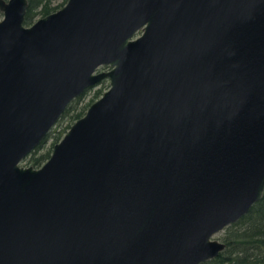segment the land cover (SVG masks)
Listing matches in <instances>:
<instances>
[{"label":"water","instance_id":"obj_1","mask_svg":"<svg viewBox=\"0 0 264 264\" xmlns=\"http://www.w3.org/2000/svg\"><path fill=\"white\" fill-rule=\"evenodd\" d=\"M27 8L0 0V264L216 257L264 194V0H66L30 25Z\"/></svg>","mask_w":264,"mask_h":264},{"label":"trees","instance_id":"obj_2","mask_svg":"<svg viewBox=\"0 0 264 264\" xmlns=\"http://www.w3.org/2000/svg\"><path fill=\"white\" fill-rule=\"evenodd\" d=\"M55 1L28 0L24 22L30 23L36 15L43 16L56 10L66 0L57 3ZM70 104L63 113L68 111ZM84 112L76 115L75 118L80 117ZM46 155L48 152L34 156L33 150L28 155V161L33 166H39ZM222 240L225 243L224 250L201 264H264V194L248 213L225 227Z\"/></svg>","mask_w":264,"mask_h":264},{"label":"rangeland","instance_id":"obj_3","mask_svg":"<svg viewBox=\"0 0 264 264\" xmlns=\"http://www.w3.org/2000/svg\"><path fill=\"white\" fill-rule=\"evenodd\" d=\"M61 2V0H56L55 3ZM64 2L60 4L59 7L62 6ZM58 9V8H57ZM2 14L0 13V17ZM41 16L36 15L35 18L32 19L34 22L37 18ZM28 23L29 25L32 23ZM27 24V25H28ZM107 69L106 65H101L98 69ZM109 87V80L107 78L102 79L97 84L87 88L81 95L77 96L71 101V104L68 108V111L63 113L56 124L51 128L49 131L46 139L34 149V156H38L42 153H47L44 158H42L43 162L48 158L50 155L53 144L57 142L69 128V126L77 119L75 118L76 115L80 114L81 112L86 111L87 107L92 103L94 100L99 98L101 94ZM22 164L29 165L30 162L28 161V156L23 160ZM32 165V164H31ZM37 167V166H34ZM225 228L217 232L213 235V238H217L222 240L224 235ZM223 241V240H222Z\"/></svg>","mask_w":264,"mask_h":264},{"label":"flooded vegetation","instance_id":"obj_4","mask_svg":"<svg viewBox=\"0 0 264 264\" xmlns=\"http://www.w3.org/2000/svg\"><path fill=\"white\" fill-rule=\"evenodd\" d=\"M65 2H66V1H65ZM65 2H64V3H65ZM64 3H63V4H64ZM63 4H62V5H63ZM53 11H54V10H53ZM51 12H52V11H51ZM49 13H50V12H49ZM32 22H33V21H32ZM24 24H26V25H27L28 23H25V22H24ZM28 25H29V24H28ZM100 70H101V68H100Z\"/></svg>","mask_w":264,"mask_h":264}]
</instances>
